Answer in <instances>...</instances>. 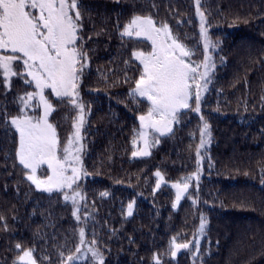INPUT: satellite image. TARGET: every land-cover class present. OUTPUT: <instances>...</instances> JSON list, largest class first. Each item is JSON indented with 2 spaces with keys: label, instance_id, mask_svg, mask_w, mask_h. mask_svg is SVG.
Segmentation results:
<instances>
[{
  "label": "trees",
  "instance_id": "16d2710c",
  "mask_svg": "<svg viewBox=\"0 0 264 264\" xmlns=\"http://www.w3.org/2000/svg\"><path fill=\"white\" fill-rule=\"evenodd\" d=\"M80 3L77 43L90 68L77 81L86 115V175L76 186L85 195L84 211L92 216L86 241H96L104 264H155L154 258L160 264H264V0H200L217 44L210 89L197 112L193 84V99L173 131L161 136L150 130V140L159 143L152 140L149 155L135 157L133 151L142 147L139 116L147 113L149 102L129 95L143 71L132 53L152 51V45L121 32L135 16L151 17L156 26L166 23L192 52L186 62L202 67L193 0ZM16 78L6 90L0 74V112L7 111L9 121L17 113V94L35 89ZM45 95L60 149L75 128L76 108L67 98L61 103L50 89ZM204 123L210 141L200 172L196 153ZM18 140L10 124L0 126V264H20L27 250L35 264H62L80 244L74 205L65 200L64 190L49 193L27 180L28 170L15 156ZM157 172L163 177L159 188ZM186 180L188 190L177 202L172 185ZM173 238L192 242L191 251L181 248L173 257Z\"/></svg>",
  "mask_w": 264,
  "mask_h": 264
},
{
  "label": "snow or ice",
  "instance_id": "6c2138e0",
  "mask_svg": "<svg viewBox=\"0 0 264 264\" xmlns=\"http://www.w3.org/2000/svg\"><path fill=\"white\" fill-rule=\"evenodd\" d=\"M197 14L201 20V35L204 39V62L203 72H198L201 65H191L186 62V57H191L192 52L175 38L168 24L156 26L151 17L135 16L124 26L122 37H136L150 41L152 51L149 53L134 51L133 58L143 66L139 79L136 80L135 88L129 94L132 97L139 96L149 102L146 114L139 116L140 132L139 138L143 141L144 147L139 151H133L132 155L147 156L148 149L152 146V140L159 143L153 137L149 138L148 129L158 132L161 136L173 131L172 125L179 123L182 109L190 106L193 99L192 87L195 84V110L200 111L201 93L207 90L210 83L209 72L215 67L211 62L210 50H215L214 44L205 28L204 13L200 11V0H196ZM83 5L80 0H0V50L9 55H0V71H2L5 87H10L11 77L18 76L29 87L35 86V92H28L26 96L17 99L25 107L28 102L37 99L39 105L43 106V115L38 118L24 116L21 114L12 117L9 121L7 111L0 112V126L8 128L9 124L19 135L16 148V160L28 170L27 180L36 186L38 190L51 193L64 188L71 189L80 176V169L76 166L79 157L72 156V140L64 147L65 155L58 156V138L55 128L48 122L49 113L52 111V104L44 94L45 89H51L53 94L61 103L67 98L74 108L79 109L78 123L76 128L77 139H79L80 127L85 123L84 106L78 100L77 81L85 66L81 60H86V53L77 42L79 22L82 19L81 9ZM21 61L23 68L15 64ZM202 81V83L197 81ZM208 124L204 123L201 131V147L205 144L208 133ZM134 147L135 142H134ZM78 151V150H77ZM200 163V151L197 150V165ZM47 165L50 172L46 179L37 177V170L41 165ZM71 168V175L68 170ZM157 188L163 177L159 172ZM199 180V173L194 174ZM193 177H189L191 180ZM176 191V201L187 192L189 183L184 181L172 185ZM65 200L71 199L74 206L78 199H82L78 191H74L70 197L64 194ZM176 207V204H173ZM133 204L128 205V215H132ZM78 208L73 211V216H78ZM205 219L201 218L200 232H204ZM80 243H84L85 230L80 228ZM96 243L95 240L92 242ZM192 242L180 244L173 238L170 241V251L176 257L177 251L181 248L191 249ZM196 250L199 242L196 241ZM20 248V245H17ZM81 249L76 248L80 253ZM91 256L98 264H104L103 258L95 248H89ZM32 251H23L19 256L20 264H35L32 259ZM155 264H160L158 258ZM79 255H69V264L79 261Z\"/></svg>",
  "mask_w": 264,
  "mask_h": 264
},
{
  "label": "rangeland",
  "instance_id": "374dc122",
  "mask_svg": "<svg viewBox=\"0 0 264 264\" xmlns=\"http://www.w3.org/2000/svg\"><path fill=\"white\" fill-rule=\"evenodd\" d=\"M193 3H194V11L193 12H194V15H195V17H196V19L198 21V30H199L200 42H201V46H202V50H203L202 51V55H203L202 65H203L205 52H204V47H203V45H204V39H203V37L201 35V20H200V16L197 14V4H196V0H193ZM200 11L204 13L203 9H201V4H200ZM204 18H205V14H204ZM204 26L207 29L208 35H209V39L211 40V37H210V34H209V27L207 26L206 19H205ZM140 39H142V38H140ZM138 51L139 52H144V53L151 52V51L145 52L141 48ZM212 52H213V50H210L209 51V55L211 56V62L213 63V60H212L213 59V54H212ZM9 54L10 53H4L3 50H0V55H9ZM16 62H15V64H16ZM81 63L85 65L83 67V69H82V74H81V78L82 77L84 78L85 75L87 74L89 68H90L89 59H86V60H83L82 59V62ZM16 65L19 66L18 62H17ZM142 68H143V66H142ZM20 69H22V68H20ZM203 71H204V68L202 66L201 67V72H203ZM1 73H2V71H0V74ZM212 73H213V69H211L210 72H209L210 83H211ZM16 81H17L16 76L11 77L10 87H5V89L7 90L8 88H11V86H13ZM199 82L202 83V81H199ZM210 83L207 86V90L201 93V100L208 93V91L210 89L209 88L210 87ZM46 90L47 89L44 90V94H45V91ZM35 91H36V89H34V91H32V92H35ZM20 96H23V95H21L20 93H18L17 94V98L20 97ZM79 96L81 97V94ZM33 101H35V103ZM15 102H16V110H17L16 116L21 114V112H20V109L21 108L23 109V113L22 114L24 116H26V117L38 118V117H40V116L43 115V111H44L43 110V106L39 105L38 98L37 99H34V100L30 101V102H28V105L26 107L24 105H22L18 99L15 100ZM81 103L84 106V113H83V115H84L85 123L80 127L79 139H77L76 128H74L73 132L70 135V138H71V140L73 142L72 145H71V147H72V156H70V160L73 159L76 156L79 157V162H78V164L76 166L80 169V176L77 179L76 183L73 184V186H72L71 189L64 188L63 190H64V194L67 193L70 197L72 196V194H73L74 191H78L81 194V196H82V199H78L77 205L74 206V210H75V208H78L79 209V211H78L77 214H78V216H79L80 219H79V221L77 220V225H78L79 232H80V228L81 227H83L84 230H85L84 243L83 244H81V243L79 244V248L81 249L80 253H77L75 251V252H73L70 255H79L80 256V260L79 261H86L88 264H98V261L94 260L93 257L91 256V252L88 251V249L90 247L96 249L95 244H93L92 242L89 243V242L86 241V237L87 238L89 237V234H87L86 228L89 226V223L91 224V221L90 220L92 219V216H90V214L86 210L84 211V207H85V204H86L85 203V195L83 194L82 188L80 186H78V187L76 186L77 183H78V181L81 178H84L85 175H86L85 174V170H84V166H83V153H84V149H85L83 130H84L85 124H86V115H85V105H84V102L82 101ZM78 116H79V109L76 108V121H75V124L78 123ZM48 122H49V120H48ZM202 129H203V126H202ZM202 129H201V131H202ZM150 130L151 129H148L147 130L148 133H149ZM70 138H69V140H70ZM69 140H68V142H67L66 145H64L60 149L57 148L58 156H60L61 158L65 155L63 149H64V147L68 146ZM205 140H206L205 144L203 145V147H201V135H200V141H199V146H198V149L200 151V163H199L198 169H199L200 172H201V163L204 160V158L206 156L207 149H208V145H209V141H210V136H206L205 137ZM141 143H142V147L140 149H142L144 147L143 141H141ZM140 156H142V155H140ZM196 158H197V153H196ZM49 174H50V172H49L46 164L41 165L40 168L37 170V177L39 179H46L47 178V175H49ZM67 174L68 175H71V168H69ZM68 201H70L72 203L71 199H69ZM198 236L200 238L202 236V234H199ZM79 240H80V235H79ZM67 257H65V259H64V261H63L62 264H69V262L67 261ZM77 262L78 261L72 262V264H75Z\"/></svg>",
  "mask_w": 264,
  "mask_h": 264
}]
</instances>
